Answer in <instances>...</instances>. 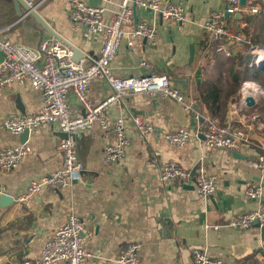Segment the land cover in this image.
Wrapping results in <instances>:
<instances>
[{
	"label": "crops",
	"instance_id": "crops-1",
	"mask_svg": "<svg viewBox=\"0 0 264 264\" xmlns=\"http://www.w3.org/2000/svg\"><path fill=\"white\" fill-rule=\"evenodd\" d=\"M25 1L47 28L27 15L23 7L17 9L14 0H0V11L6 12V15L0 14L2 38L39 47L44 40L53 37L52 32L87 57H97L102 39H84L81 30L70 20L65 0ZM166 1L186 5L188 22L183 29L163 23L153 12L136 9L138 22L157 25L158 45L151 47L142 39L126 35L111 64V75L118 78L142 77L148 73L165 75L173 87L184 94L185 102L193 104V110L187 111L171 99L142 94L125 97V107L112 111L110 124L131 112L152 122L155 133L143 138L128 125L130 145L125 159L119 164H106L104 151L114 137L110 130L93 126L78 138V157L84 166L82 181L61 191L45 189L37 197L22 202L20 198L27 193L32 180L51 175L63 163L59 151L61 132L50 127L30 133L26 143L31 153L17 169L0 173V192L7 191L15 199L10 206H0V264L39 259L44 244L66 225L71 211L83 219L84 233L93 234L86 246L95 256L93 264H117L114 260L120 249L129 243L142 246L141 264H194V251L199 249L223 264H262L264 236L261 228L243 231L226 225L231 219L258 209V202L248 199L245 192L250 184L262 185L261 205L264 206V172L250 167V162L261 154L258 145L264 141V117L259 111L263 96H256L257 106L253 108L238 102L241 94L238 98H230L221 118V115L210 114L197 92L200 84L213 81V75L224 63L228 64L229 72V61L245 52V43L230 46L232 56L227 57L216 52L215 44L204 32L202 26L211 14L224 11L223 0ZM253 1L248 0V6L255 5ZM90 3L106 7L105 20L109 23L119 0L112 3L92 0ZM243 19L234 21L229 17V29L246 41L243 30L247 25ZM132 29L128 27L126 32ZM130 42L133 47H129ZM191 46L195 49L192 63ZM258 52L260 49L251 48L253 55ZM256 60L254 64L259 68ZM110 90L105 79H96L88 97L96 104ZM68 100L73 112L79 113L72 93ZM41 107V94L29 84H15L13 89L0 94V117L34 114ZM197 115L204 122L209 119L220 126L231 123L241 128L250 139V143L238 152L246 158H236L228 150H210L202 146V137L196 136L201 123ZM180 128L189 129L193 137L186 147L178 149L169 144L164 135ZM21 144L20 136L10 134L0 123V149ZM165 162H174L193 176L216 177L214 197L206 200L194 189L164 184L160 179V167ZM208 225L221 228L207 229Z\"/></svg>",
	"mask_w": 264,
	"mask_h": 264
},
{
	"label": "built area",
	"instance_id": "built-area-1",
	"mask_svg": "<svg viewBox=\"0 0 264 264\" xmlns=\"http://www.w3.org/2000/svg\"><path fill=\"white\" fill-rule=\"evenodd\" d=\"M69 6L70 20L80 29L84 39L101 38L102 48L97 57L74 59V52L61 41L52 37L44 40L39 47L4 39L0 36V94L13 89L15 84H29L42 97V107L34 114H12L0 117L3 128L14 136H21L26 131L32 133L39 129L55 127L67 135L60 140L59 151L62 154V167L49 176L32 180L27 193L20 198L25 202L40 195L45 189L65 190L74 183L82 181L84 166L77 151L79 136L98 125L110 130L113 142L104 151L106 164L121 163L127 153L130 140L127 127L131 125L143 138L155 133V127L148 119L127 112L110 124L109 117L116 108L125 107V97L148 95L159 99H171L182 104L187 111L193 110L192 103L185 102V96L173 87L170 79L161 74L148 73L142 77L118 78L111 75V64L117 58L119 48L126 35L144 40L151 47L158 45V27L156 24L138 22L134 25L136 9L153 12L163 22L177 25L180 30L188 22V11L184 3L166 0H119L117 10L113 12L111 22L105 20L106 7L94 5L92 0H65ZM112 3L113 0H98ZM223 12H214L204 22L203 30L209 41L215 44V50L227 57L232 56L230 46L244 44L240 34L229 29V20L237 14L243 16L259 12L257 6H241L240 0H223ZM32 5V3H30ZM133 27L126 32V28ZM133 47V42L129 43ZM257 53L256 65L264 66V56ZM147 67V65H146ZM96 79H105L110 86V93L94 104L88 97L90 86ZM75 97L79 113H74L68 100L69 94ZM244 87L238 102L246 105ZM197 119H201L199 115ZM196 136H201V145L210 150H228L239 152L250 139L245 132L231 123L220 126L207 119L201 121ZM165 140L178 149L186 147L193 133L187 128L165 133ZM261 154L250 162V167L264 172V141L258 145ZM27 143L15 147L0 149V173L17 169L31 153ZM160 179L164 184L192 186L196 193L211 200L217 191V178L204 174L193 176L174 162H165L160 167ZM248 199L258 202V209L239 215L227 223V227L237 230H249L255 225L264 228V206L261 205L263 188L260 183H252L246 189ZM3 192H0V195ZM85 223L80 216L71 211L65 226L55 231L42 249L39 259L23 260L20 264H93L95 256L87 249L93 234L84 233ZM221 226H207V229L219 230ZM142 246L129 243L120 249L114 260L117 264H141ZM264 263V259L262 264ZM194 264H223L202 250L194 251Z\"/></svg>",
	"mask_w": 264,
	"mask_h": 264
},
{
	"label": "trees",
	"instance_id": "trees-1",
	"mask_svg": "<svg viewBox=\"0 0 264 264\" xmlns=\"http://www.w3.org/2000/svg\"><path fill=\"white\" fill-rule=\"evenodd\" d=\"M252 3L255 4V6L260 4L262 7L260 19L253 25V30H251V16H247L243 19V23L247 25L243 30L246 36L244 44L245 52L229 61V85L227 94L224 96L218 83L204 82L197 88L198 99L214 117L220 115L221 118L223 117V114L226 112L229 98L239 92L245 81H262L264 70L255 66L254 55L251 53V48H258L264 51V1L259 0V4H257L256 0H254Z\"/></svg>",
	"mask_w": 264,
	"mask_h": 264
},
{
	"label": "water",
	"instance_id": "water-1",
	"mask_svg": "<svg viewBox=\"0 0 264 264\" xmlns=\"http://www.w3.org/2000/svg\"><path fill=\"white\" fill-rule=\"evenodd\" d=\"M14 4H15V7L18 9L20 6L24 8L25 12L27 15H31L32 17H34L38 22H40L45 28H47L44 23H43V20L42 18L35 12V10L30 7L28 5V3L25 1V0H14ZM248 4V0H240V5L241 6H246ZM20 13V11H19ZM229 14L226 13L225 14V18L226 19H229ZM244 18V16L242 14H237L235 16V19L236 20H239L241 21L242 19ZM135 23H138V18L137 16L135 15ZM54 38L58 39L59 41H61L65 46L69 47L73 52H74V59L75 60H79L83 57H85L86 55L84 53H82L78 48H76L74 45H72L71 43H69L68 41H66L65 39H63L62 37H60L58 34L56 33H52L50 32ZM194 54H195V49H194V46H191L190 47V62L192 63V61L194 60ZM0 57L2 58V55H0ZM246 105L247 107L249 108H253V107H256L257 106V103H256V100L254 99V97L252 96H249L246 98ZM23 110V109H22ZM24 112V110H23ZM24 114V113H23ZM200 121H203V118L200 119ZM29 135L30 133L28 131H26L24 134H22L20 136V139H21V143L22 144H25L29 138ZM60 137L61 139H64L67 137L66 134L64 133H60ZM232 155L236 158H246V157H243L240 153L238 152H232ZM1 183H0V188H1ZM189 189H193L192 186H189L188 187ZM15 202V199L14 197L11 196V194L7 191L3 192L1 195H0V206L1 207H7V206H10L12 204H14ZM255 227L259 228V225H255ZM262 230V234L264 236V228H261Z\"/></svg>",
	"mask_w": 264,
	"mask_h": 264
},
{
	"label": "rangeland",
	"instance_id": "rangeland-1",
	"mask_svg": "<svg viewBox=\"0 0 264 264\" xmlns=\"http://www.w3.org/2000/svg\"><path fill=\"white\" fill-rule=\"evenodd\" d=\"M260 1H264V0H260ZM256 3L259 4V0H256ZM257 7H258V9H259V12L256 13V14H253V15L251 16V19H252V20H251V21H252V27H251V30L254 29V26H253V25H254V24L260 19V14H261V11H262V7L260 6V4H259ZM5 13H6L5 10H4L3 12L0 11V14H2V15H6ZM246 27H247V26H246ZM259 54H260V56H264V51L260 50V53H259ZM257 58H258V57H257V54H255V55H254V61H255ZM263 64H264V63H263ZM227 69H228V64H227V63H224L223 68H221L220 70H217V71H216V74H214L213 77H212V79H213L212 82H216V83H218L219 87H220V88L222 89V91H223L224 96H225V95L227 94V92H228V85H229V78H228V71H227ZM261 70H264V66H263V69H261ZM246 82H247V81H245V82L242 84V86H241L239 92H238L236 95H234V96H232V97H230V98H234V97H237V98H238L239 94H241V92H242V90H243V87H245ZM250 82H252L251 84H254V83H255V85L258 86V87L260 88V91L264 93V75H262V81H250ZM247 83H249V82H247ZM230 98H229V99H230ZM263 101H264V97H263ZM228 102H229V101H228ZM259 111L262 113L261 115L264 117V102L262 103V106L260 107Z\"/></svg>",
	"mask_w": 264,
	"mask_h": 264
},
{
	"label": "bare ground",
	"instance_id": "bare-ground-1",
	"mask_svg": "<svg viewBox=\"0 0 264 264\" xmlns=\"http://www.w3.org/2000/svg\"><path fill=\"white\" fill-rule=\"evenodd\" d=\"M258 93H260V94H258ZM244 94L245 95H253L255 97L257 95H262L264 97V93L260 91V88L258 86H256L255 84H251V83H246L245 84Z\"/></svg>",
	"mask_w": 264,
	"mask_h": 264
}]
</instances>
